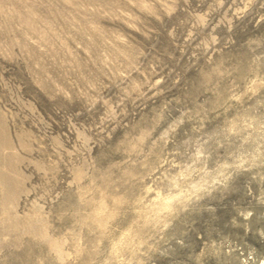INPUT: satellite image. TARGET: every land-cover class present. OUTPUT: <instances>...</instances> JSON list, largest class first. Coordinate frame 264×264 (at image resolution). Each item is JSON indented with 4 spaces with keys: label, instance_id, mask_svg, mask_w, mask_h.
<instances>
[{
    "label": "rangeland",
    "instance_id": "rangeland-1",
    "mask_svg": "<svg viewBox=\"0 0 264 264\" xmlns=\"http://www.w3.org/2000/svg\"><path fill=\"white\" fill-rule=\"evenodd\" d=\"M0 264H264V0H0Z\"/></svg>",
    "mask_w": 264,
    "mask_h": 264
}]
</instances>
